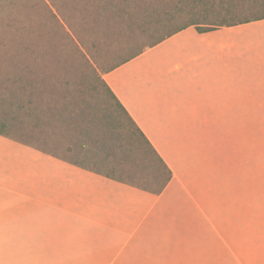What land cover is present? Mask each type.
Listing matches in <instances>:
<instances>
[{
    "label": "crops",
    "instance_id": "obj_1",
    "mask_svg": "<svg viewBox=\"0 0 264 264\" xmlns=\"http://www.w3.org/2000/svg\"><path fill=\"white\" fill-rule=\"evenodd\" d=\"M104 79L173 173L161 191L0 132V264H264V19L189 26Z\"/></svg>",
    "mask_w": 264,
    "mask_h": 264
},
{
    "label": "rangeland",
    "instance_id": "obj_2",
    "mask_svg": "<svg viewBox=\"0 0 264 264\" xmlns=\"http://www.w3.org/2000/svg\"><path fill=\"white\" fill-rule=\"evenodd\" d=\"M104 1L93 0L91 17L85 18L81 13L72 15L71 0H0V131L93 169L157 189L166 169L144 146L130 139L133 127L116 111L100 80L138 45L135 37L131 41L121 34L119 22L109 16L112 10L95 18ZM134 2V6L141 4L151 12L154 8L182 7L192 0ZM48 3L62 13L60 23ZM185 16L182 12L180 21H186ZM126 21L132 26L137 20ZM31 41L34 52L24 49L25 42ZM26 63L30 66L25 67ZM233 128L227 150L242 154L253 177L264 149V122L233 123Z\"/></svg>",
    "mask_w": 264,
    "mask_h": 264
},
{
    "label": "trees",
    "instance_id": "obj_3",
    "mask_svg": "<svg viewBox=\"0 0 264 264\" xmlns=\"http://www.w3.org/2000/svg\"><path fill=\"white\" fill-rule=\"evenodd\" d=\"M43 1L45 2V0ZM218 1L219 3H216L215 0H192L191 4L186 3L185 5L183 4L182 7H175L167 10L164 9V11L163 9L154 8L153 11L149 12L148 7H143L141 4L134 6V0H105L104 4L100 6L98 13L95 15V18L100 19L104 12L112 10L113 14L109 16H112L119 22L121 31H123L121 34H123V36H128L127 39L131 41L132 37H135L138 40V45L135 47L131 55L115 66L107 69L106 72L133 59L143 53L147 48L157 45L168 37L189 26H195L199 32H208L222 27L235 26L264 19V0ZM71 2L73 4L71 8V11L73 10L72 15L81 13L85 16V18L91 17L89 12L90 7L94 4L93 0H75L74 2L71 0ZM81 7L85 8L87 11L85 9L79 10ZM50 11L52 12V16L60 23V17L62 14L60 13V10L57 12L58 10L55 11L54 8L50 6ZM160 11H163V14H160ZM182 12H186V21H180V19L183 18L181 17ZM63 16H65V12ZM129 19L142 21L138 23L139 27H136L135 24H137V21H135L131 26V24L126 21ZM126 28L127 31L125 32ZM93 34L94 32L92 31L91 35ZM24 49L28 52H34L32 48V41L31 44L25 42ZM31 55L32 54H27V57L31 58ZM29 66L30 65H27L26 63L25 67ZM100 80L108 96H110L113 101L116 111L121 113L120 115H124L133 127L134 131L132 132V137L130 139H133L140 145L144 146L148 155L152 158L154 157L158 159V161H160L166 169V175L164 176L163 183L156 189V191H161L172 178V171L165 165V162L161 158L160 154L141 131L106 80L104 78H100ZM24 102L21 105L22 108L26 107ZM30 102H32L31 99ZM65 109L66 108L64 107V110ZM0 132L2 133V131ZM136 163L138 162L136 161ZM105 174L115 178L113 175L108 173ZM143 187L148 188L147 186Z\"/></svg>",
    "mask_w": 264,
    "mask_h": 264
}]
</instances>
